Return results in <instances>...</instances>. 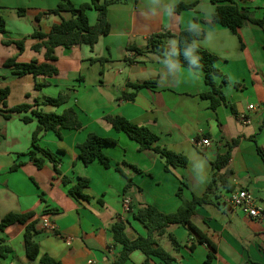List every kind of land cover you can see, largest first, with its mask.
Segmentation results:
<instances>
[{
  "label": "crops",
  "instance_id": "obj_1",
  "mask_svg": "<svg viewBox=\"0 0 264 264\" xmlns=\"http://www.w3.org/2000/svg\"><path fill=\"white\" fill-rule=\"evenodd\" d=\"M72 1L76 6L90 2ZM59 2L0 0V16L7 22V33L0 34V91L10 89L7 108L33 105L42 98L70 92L68 103L45 106L43 110L62 114L75 108L84 125L81 130L63 129L61 137L52 131L41 133L40 146L62 160L61 173L57 174L49 160L39 169L26 155L33 148L37 118L29 111L6 119L1 112L6 107L0 104V221L10 213L33 214L38 230L35 241L40 248L39 257L29 259L24 246L26 225L16 223L0 230V244L12 248L11 254L0 257V264H42L44 255L61 264H113L123 246L115 241L111 226L124 222L127 236L135 240L147 235L144 225L134 218L139 208L151 205L165 214L174 213L182 205L179 190L186 200L203 198L213 179L212 162L234 140L239 142L229 163L218 172L219 188L193 216L194 224L216 250L182 225L167 230L179 242L178 247L168 234L157 239L174 257V264H264V221H254L241 210L225 206L223 198L233 190L222 184L224 180L234 190L251 191L257 205L264 209V159L259 151L264 152V28L246 21L234 34L219 25L204 24L202 20H210L216 9L210 0H121L109 6L111 31L100 37L94 50L87 45L56 48L59 73L51 78L40 76L38 81L49 80L51 84L37 90L33 75L18 77L5 62L11 58L19 63L45 62V49L35 51L39 40L31 35L37 30L49 34L62 18L71 17L68 13H49ZM180 3H196V7L173 12L172 7ZM236 3L253 18L264 19V0ZM19 9L25 14L20 15ZM88 16L95 24L98 13L90 10ZM195 27L205 32L198 43L218 57L222 76L216 82L226 103L216 110L203 97L210 88L201 70L172 64L149 44L152 35L171 32L166 49L169 54L176 53L181 31ZM23 39V51L15 44L3 43ZM129 46L146 52L139 54L128 50ZM223 77L227 83H223ZM146 82L154 85L138 91L131 87ZM134 92V100L121 99L124 93ZM106 115L122 116L150 128L159 136L158 145L187 157V166L166 171L157 153L141 150L126 133L116 131L104 119ZM24 117L32 120L25 123ZM91 132L116 140L104 148L111 168L99 161L86 166L79 159L78 146ZM205 138L211 145L201 147L199 142ZM19 163L21 166L13 171ZM118 165L122 173L116 170ZM64 177L69 179L68 184L63 182ZM81 177L89 179L85 191L91 197L89 201L69 193ZM127 178L133 185L125 190ZM126 199L130 200V211L125 210ZM45 223L55 229L45 230ZM146 260L143 251L135 250L126 264H163L154 255L148 263Z\"/></svg>",
  "mask_w": 264,
  "mask_h": 264
},
{
  "label": "trees",
  "instance_id": "obj_2",
  "mask_svg": "<svg viewBox=\"0 0 264 264\" xmlns=\"http://www.w3.org/2000/svg\"><path fill=\"white\" fill-rule=\"evenodd\" d=\"M121 0H90L80 6H76L72 0H60L57 8L50 10V14L61 15L68 13L71 15L69 19L62 18L59 24H55L49 34L41 31H35L31 37L39 40L33 47L37 52L45 49V62L32 60L27 63L17 62V58H11L5 62V66L13 70V74L22 77L25 75H33L36 79L35 88L40 90L51 84L49 80L38 81L40 76L51 78L59 73L56 66L57 56L56 48L64 47L70 49L76 46L87 45L91 50H94L95 45L103 35H107L111 31V23L109 22L108 13L109 6ZM216 6L215 12L210 20H202V22L209 26L219 25L221 27L231 30L234 34L238 33L246 21H250L264 28V19H255L244 8L237 5L236 0H210ZM196 7L194 4L180 3L172 7L175 13H181L185 10H192ZM95 10L98 13L97 21L91 24L88 11ZM19 14L24 15L25 10L19 9ZM40 19V17L38 18ZM197 22L199 19H195ZM7 33V22L0 16V34ZM205 32L199 28H191L181 31L178 36V50L176 53L169 54L166 49V39L172 37L171 32H161L152 35L149 38V44L155 53L167 59L170 63L176 64L181 67L189 69L201 70L204 73L206 84L209 86L210 91L203 94L205 99L211 101L213 109H217L223 103L225 104V96L221 86L217 85L216 79L222 76L221 71L217 67L218 57L204 49L198 40L204 37ZM5 45L15 44L21 51L25 48V40H7L3 41ZM128 50L136 51L139 54H144L146 51L137 47L129 46ZM100 61L104 62L103 59ZM223 83H227L226 77H223ZM154 82H146L144 84H131L136 91L139 89L150 86ZM10 89L7 87L0 91V104L6 107L2 110L4 117L10 119L15 113H25L31 111L32 115L37 118L39 123L38 128L33 134V148L26 154L29 156L31 162L39 169L44 167L46 159L52 162L55 166L57 174H60L61 158L52 151L43 148L39 144L42 132L52 131L61 137L63 129L81 130L84 128L83 122L80 120L79 114L75 108H68L62 114L54 112H46L43 110L45 106L60 107L69 102L71 96L70 92L62 93L57 97H45L37 100L35 104L23 103L12 108H7V99L9 97ZM136 92L127 94L124 93L121 97L123 100H134ZM110 123L113 128L118 132L126 133L132 140L140 145L141 150H153L165 162L166 171L171 168L185 167L188 164V159L182 154L171 151L165 147L158 145L159 136L155 134L150 128L146 126L137 125L122 116L106 115L104 118ZM32 120L30 117H24L23 121L28 123ZM239 140H234L227 144V150L219 154L212 162L213 164V179L210 183L207 194L203 198H194L193 200H186L181 195V190L178 194L182 199V205L174 212L165 214L159 211L156 207L151 205H144L134 212V218L144 225L147 229L146 236H140L135 240L129 239L125 231L126 225L124 222L119 221L111 226V231L117 243L123 246L118 259L113 264H126L130 254L135 250L143 251L148 263L149 257L154 255L159 257L163 264H174V257L162 248L157 237H162L168 234L174 246L178 247L180 244L173 234L168 233V229L175 225H182L194 233L202 242H206L214 251L215 246L209 241L203 232L194 224L193 216L196 213L198 206L210 202V194L219 188L218 172L224 169L231 158L233 148L238 144ZM116 140L113 138H104L94 132L88 134L85 142L80 144L79 159L86 165H90L94 161H99L105 168L112 167V161L104 152L107 145L115 144ZM264 159V152L259 150ZM41 154V156H39ZM21 164H16L12 167L16 171ZM135 171H141L137 167L132 166ZM116 170L122 173L120 166H116ZM125 190H128L133 185L130 178ZM63 182L69 183V179L64 177ZM223 187L228 190H234L233 186L227 182L222 181ZM89 187V179L78 178L75 186L70 188L69 193L73 197H79L85 200H90L91 197L85 192ZM33 214H7L0 221V230H4L16 223L26 225L24 234L25 251L29 259L36 260L40 255L39 244L35 241V236L38 234L37 223L32 221ZM12 253V248L7 245L0 244V257H7ZM42 264H61L54 258L44 255L40 258ZM212 260V256L208 262Z\"/></svg>",
  "mask_w": 264,
  "mask_h": 264
},
{
  "label": "built area",
  "instance_id": "obj_3",
  "mask_svg": "<svg viewBox=\"0 0 264 264\" xmlns=\"http://www.w3.org/2000/svg\"><path fill=\"white\" fill-rule=\"evenodd\" d=\"M250 108H253V105H251ZM245 121L248 122V119ZM199 145L201 147H208L211 143L205 138L199 142ZM223 204L231 209L241 210L248 218L254 221H264V209L257 205L253 193L247 189H238L229 192V194L223 198ZM124 207L126 211L131 210L129 199L125 200ZM43 228L48 231H53L55 226L50 223H45L43 224ZM89 264L93 263L90 262Z\"/></svg>",
  "mask_w": 264,
  "mask_h": 264
}]
</instances>
